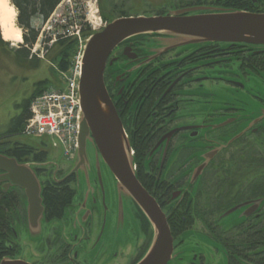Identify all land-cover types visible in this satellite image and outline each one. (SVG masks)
Listing matches in <instances>:
<instances>
[{
	"label": "flooded vegetation",
	"instance_id": "1",
	"mask_svg": "<svg viewBox=\"0 0 264 264\" xmlns=\"http://www.w3.org/2000/svg\"><path fill=\"white\" fill-rule=\"evenodd\" d=\"M245 9L264 13V0H250ZM174 41L159 34L128 38L110 53L104 72L133 173L170 228L168 264L188 257L179 247L196 227L202 248L184 264H264V94L253 86L264 93V45L202 42L173 49ZM213 85L226 87L230 99L217 101ZM86 154L66 167L32 162L42 212H31L26 190L0 173V264H137L144 258L155 237L151 222L91 138ZM81 174L88 191L79 198ZM56 187L69 200L51 214L45 191ZM135 223L141 235L132 243L135 252L128 249L133 255L113 251L112 232Z\"/></svg>",
	"mask_w": 264,
	"mask_h": 264
},
{
	"label": "water",
	"instance_id": "2",
	"mask_svg": "<svg viewBox=\"0 0 264 264\" xmlns=\"http://www.w3.org/2000/svg\"><path fill=\"white\" fill-rule=\"evenodd\" d=\"M203 8H187L157 16L121 17L87 42L80 80L82 118L79 133L80 158L87 157L86 144L93 140L120 188L143 209L154 226L155 238L146 257L138 264H167L173 251V239L165 215L154 198L137 180L129 163V151L123 141L122 126L108 95L104 72L113 49L124 40L141 34H166L178 45L200 42H247L264 45V13L241 10L189 14ZM4 180L24 188L31 212H42L40 183L29 165L0 154ZM1 264H26L4 261Z\"/></svg>",
	"mask_w": 264,
	"mask_h": 264
},
{
	"label": "rangeland",
	"instance_id": "3",
	"mask_svg": "<svg viewBox=\"0 0 264 264\" xmlns=\"http://www.w3.org/2000/svg\"><path fill=\"white\" fill-rule=\"evenodd\" d=\"M198 3H204L203 6L208 7H219V5L222 7V0H70V2L64 0L51 20L54 24L62 22V17L59 15L64 12H68L69 15L82 14L84 19H89L85 21L92 26L93 24L90 23V20L93 21L94 19H91V16L96 18L99 17L100 19H97V22L106 24L120 17L155 15L158 14L161 9L187 8L189 6L199 5ZM248 4L246 5L248 6ZM95 9H98V15ZM42 23L39 19L34 22L35 27L40 31V35L37 43L31 49V53L39 59L40 64L38 67H32L28 65V63L21 65L15 58L16 49L25 45L24 39L21 43H12L8 41L9 45L0 48V136L3 135L1 133L7 130L10 120L22 111V103L32 94L39 81H47L45 83V89L50 86L62 88L66 86L69 72H61L57 62H55L58 54L57 47L53 48L55 45L53 47L48 46V50L47 45H49V43L46 44L45 37H50V35L44 31ZM95 26L98 27L97 25ZM91 28L93 29V27ZM91 28H85L82 37H86V35L90 33ZM22 32V35H24L25 31L23 28ZM78 44V40H76V49L72 59L73 63L76 62L79 56V51L77 50ZM253 86H256L255 90H259L264 94L259 84L255 85V83H253ZM211 90L218 94L216 98L217 101L224 102L230 99L228 98L229 93L226 87L213 85ZM251 104L253 107H256L253 101H251ZM10 141H19L46 150L49 152L48 161H52L62 167L71 166L77 161L75 159L68 160L66 158L62 160V157H64L62 151L60 148L53 146L51 137L29 136L21 133L11 137ZM109 176L112 178L111 175ZM78 184L77 195L81 198L86 195L88 191L87 177L81 174ZM112 235L113 239L110 240L111 247H114L112 250L119 253L124 252L125 254L127 253L126 255L132 256L133 253L129 254L128 249L131 247L132 251L135 252L132 243L137 242L138 237L141 235V231L138 224L135 223L134 225L129 224V226H126L120 234L112 232ZM202 243L201 232L197 227L186 233L185 242L180 245L179 249L183 251V254L188 255V257L184 255L185 260L181 264H184L189 257L200 251ZM121 264H124L123 260ZM125 264H128V260Z\"/></svg>",
	"mask_w": 264,
	"mask_h": 264
},
{
	"label": "trees",
	"instance_id": "4",
	"mask_svg": "<svg viewBox=\"0 0 264 264\" xmlns=\"http://www.w3.org/2000/svg\"><path fill=\"white\" fill-rule=\"evenodd\" d=\"M62 0H11L18 12L17 24L23 28V39L25 45L17 48L15 58L24 65L28 63L32 67L39 66V59L31 53L32 47L37 43L39 38V30L35 27L36 19L46 20L56 9ZM250 0H222V7L225 10L245 9ZM250 3V2H249ZM196 6H203L204 3H198ZM165 9H161L158 13H164ZM9 45L2 39L0 31V48ZM57 47L58 54L56 61L61 71H67L72 62L76 49V40L73 38L60 39L53 48ZM47 81H39L32 94L22 103V111L14 116L9 123L6 131L0 136V151L15 157L18 160L32 159L34 162H44L48 160V152L39 150L37 147L22 143L19 141H10L11 137L21 134L24 131L27 119L30 118V106L32 100L40 95L45 89ZM48 211L51 214H59L61 206L69 200V193L62 187H56L45 191Z\"/></svg>",
	"mask_w": 264,
	"mask_h": 264
},
{
	"label": "built area",
	"instance_id": "5",
	"mask_svg": "<svg viewBox=\"0 0 264 264\" xmlns=\"http://www.w3.org/2000/svg\"><path fill=\"white\" fill-rule=\"evenodd\" d=\"M59 16L62 17L61 25L54 24L51 17L45 24L44 31L49 33L54 40L58 36H79L81 42L79 56L73 63L67 77L66 91L49 90L34 100L32 117L26 126V133L52 135L58 139V143L64 146L67 154H72L77 147V134L81 117L78 83L81 75L83 41L80 36L83 24L87 23L85 20L89 19H84L82 14L69 15L68 12Z\"/></svg>",
	"mask_w": 264,
	"mask_h": 264
},
{
	"label": "bare ground",
	"instance_id": "6",
	"mask_svg": "<svg viewBox=\"0 0 264 264\" xmlns=\"http://www.w3.org/2000/svg\"><path fill=\"white\" fill-rule=\"evenodd\" d=\"M17 9L10 3V0H0V28L3 38L12 43L23 41L22 29L16 24ZM107 64V63H106ZM32 117V103L30 106ZM29 118V119H30ZM27 119V121L29 120ZM27 123V122H26Z\"/></svg>",
	"mask_w": 264,
	"mask_h": 264
}]
</instances>
